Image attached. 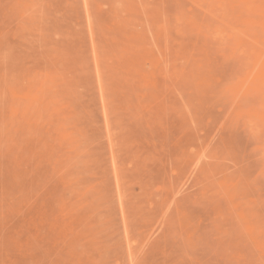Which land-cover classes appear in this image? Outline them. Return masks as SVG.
Segmentation results:
<instances>
[{
    "label": "rangeland",
    "instance_id": "374dc122",
    "mask_svg": "<svg viewBox=\"0 0 264 264\" xmlns=\"http://www.w3.org/2000/svg\"><path fill=\"white\" fill-rule=\"evenodd\" d=\"M0 264H264V0H0Z\"/></svg>",
    "mask_w": 264,
    "mask_h": 264
}]
</instances>
